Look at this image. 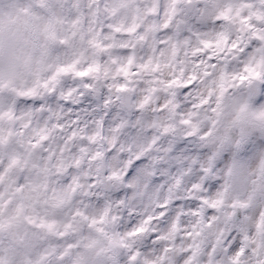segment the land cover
<instances>
[{
	"label": "clouds",
	"instance_id": "obj_1",
	"mask_svg": "<svg viewBox=\"0 0 264 264\" xmlns=\"http://www.w3.org/2000/svg\"><path fill=\"white\" fill-rule=\"evenodd\" d=\"M0 264H264V0H0Z\"/></svg>",
	"mask_w": 264,
	"mask_h": 264
}]
</instances>
